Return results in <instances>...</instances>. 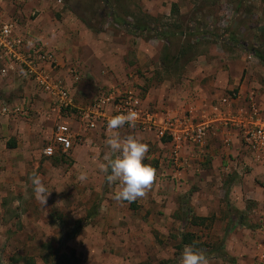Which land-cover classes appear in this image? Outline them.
Masks as SVG:
<instances>
[{
  "label": "rangeland",
  "instance_id": "obj_1",
  "mask_svg": "<svg viewBox=\"0 0 264 264\" xmlns=\"http://www.w3.org/2000/svg\"><path fill=\"white\" fill-rule=\"evenodd\" d=\"M0 14L55 54L46 74L75 105L58 111L21 69L0 65V264H180L186 233L207 250L224 244L230 258L209 264H261L264 155L246 149L239 120L254 109L264 120V0H0ZM111 88L134 92L157 127L81 133L68 154L46 157L56 127L77 129V108ZM208 123L202 143L165 130ZM113 131L146 143L155 169L133 202L114 199L119 182L100 167L118 155ZM33 175L51 192L45 205Z\"/></svg>",
  "mask_w": 264,
  "mask_h": 264
},
{
  "label": "built area",
  "instance_id": "obj_2",
  "mask_svg": "<svg viewBox=\"0 0 264 264\" xmlns=\"http://www.w3.org/2000/svg\"><path fill=\"white\" fill-rule=\"evenodd\" d=\"M55 54L49 49L44 50L39 43H31L30 39L22 37L18 33V25L7 20L0 14V65L2 72L6 73L10 69H21L38 86L45 90L53 99V102L62 112L75 108L73 99L67 87L61 83L51 80L46 74L45 65L55 62ZM129 110L137 113V119L130 126L143 129L157 127L154 116L150 114L142 100L134 92L124 91L119 88H111L102 92L95 101L85 108H77L78 119L76 120L82 131H96L108 127V121L120 114H126ZM7 112V109H4ZM249 116L248 119L239 120V125L243 128V143L247 150L256 156L264 155V120L258 116V111H241V116ZM238 125V126H239ZM170 126V124H169ZM211 125H200L196 129L189 131V128L176 129L173 124L165 127L171 131L174 140L180 142L183 136L189 135L194 143H202L206 139ZM187 130V131H186ZM164 131H162L163 135ZM190 133V134H189ZM81 133L75 132L70 125L60 124L56 127L50 143L44 148L46 157H54L57 153L68 154L78 145ZM259 257V262L264 264V245Z\"/></svg>",
  "mask_w": 264,
  "mask_h": 264
},
{
  "label": "clouds",
  "instance_id": "obj_3",
  "mask_svg": "<svg viewBox=\"0 0 264 264\" xmlns=\"http://www.w3.org/2000/svg\"><path fill=\"white\" fill-rule=\"evenodd\" d=\"M136 119L137 113L129 110L126 114L111 118L107 126L110 130H116L126 123L131 126ZM106 144L113 153L118 154L107 164L100 166L108 173L106 178L109 184L119 182L120 190L114 199L118 202H133L143 197L156 176L155 169L143 162L149 150L148 145L134 136L121 138L115 131L106 139ZM86 179V173H82L80 180ZM29 180L33 185L35 198L45 205L51 192L38 175L30 176ZM180 264H209V260L205 253L195 250L191 245H185Z\"/></svg>",
  "mask_w": 264,
  "mask_h": 264
},
{
  "label": "trees",
  "instance_id": "obj_4",
  "mask_svg": "<svg viewBox=\"0 0 264 264\" xmlns=\"http://www.w3.org/2000/svg\"><path fill=\"white\" fill-rule=\"evenodd\" d=\"M172 13H173V15H177L179 13L178 7L176 4H174L172 7ZM144 29H146V28H144ZM191 32H195V31H191ZM155 38L159 39V40H165L167 43V36L165 35V33L158 34ZM257 56L260 57L259 55H257ZM198 220L203 222L204 218H198ZM185 245H191L195 250H198V251L205 253L207 257L208 256H211V257L216 256L218 258H223V259H227V260L230 258L224 251L225 249H224L223 243H220L219 245L214 246V248H212L210 250H207L208 249L207 245L203 244V243H199L198 241L194 240V236L191 235L190 233H186L183 235V239L181 241V244L178 247L180 253L183 252ZM231 261H232V259H231ZM11 264H18V263L15 262V263H11ZM25 264H35V262L33 259H27ZM53 264H73V262L70 258H68L66 256H61V257H57L56 259H54Z\"/></svg>",
  "mask_w": 264,
  "mask_h": 264
},
{
  "label": "crops",
  "instance_id": "obj_5",
  "mask_svg": "<svg viewBox=\"0 0 264 264\" xmlns=\"http://www.w3.org/2000/svg\"><path fill=\"white\" fill-rule=\"evenodd\" d=\"M188 94V93H187ZM182 103L183 104H185L186 103V100L185 101H182ZM189 105H191V104H189V103H187V106H189ZM176 108V107H175ZM73 123V122H72ZM71 126V125H70ZM73 126V125H72ZM71 126V127H72ZM78 127H76L77 129H75V126H73L72 127V129L75 131V132H78V133H82V134H84V133H87V132H85V131H82V129H81V127L79 126V125H77ZM88 132H93V131H88Z\"/></svg>",
  "mask_w": 264,
  "mask_h": 264
}]
</instances>
